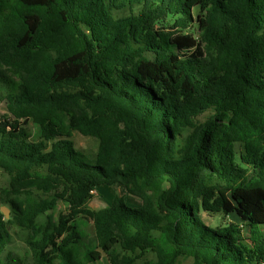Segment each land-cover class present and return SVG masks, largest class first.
I'll use <instances>...</instances> for the list:
<instances>
[{"label": "trees", "instance_id": "trees-1", "mask_svg": "<svg viewBox=\"0 0 264 264\" xmlns=\"http://www.w3.org/2000/svg\"><path fill=\"white\" fill-rule=\"evenodd\" d=\"M0 85V264H264V0H0Z\"/></svg>", "mask_w": 264, "mask_h": 264}, {"label": "rangeland", "instance_id": "rangeland-1", "mask_svg": "<svg viewBox=\"0 0 264 264\" xmlns=\"http://www.w3.org/2000/svg\"><path fill=\"white\" fill-rule=\"evenodd\" d=\"M199 14H200L199 6L194 5L193 21L189 31H191L195 36H198L199 34L197 30V22L199 19ZM6 91L7 89L0 85V118L8 114L6 102L2 97V95L5 94ZM205 118L206 116L202 115L198 117L197 121H203ZM29 127L32 132L36 131V128L33 125V123H30ZM71 139L74 140L76 147L83 150L88 156H94L96 154L98 147L97 139L93 137L85 136L79 132H74V135L72 136ZM9 183H10L9 175L6 172H4L2 169H0V193H2V190L4 188H7L9 186ZM116 194H120L124 196L128 205L133 207L140 206L139 198L129 194L125 186L121 184H115L112 186L104 185L101 188L95 190V193L93 195L94 197L89 201L88 207L91 209H99L111 205L113 198ZM8 207H9L8 204L2 205V209L7 208L8 210H10ZM52 212L56 216V219H58L60 214L59 212L66 213L68 212V209L66 204H64L61 201L59 202L57 209L53 210ZM10 216L11 213L9 211V214L6 215V219H8ZM205 218L209 222H213L216 224L225 220L226 222L234 220L233 216H227L222 219H220V217H215V216H210V217L206 216ZM84 228L88 234V244L92 247H95L97 241H96L95 227L93 223L88 222L87 225L84 226ZM262 230L264 233V227ZM10 232L12 234V241L9 244L7 251L3 254L4 260H10L13 264H20V263L34 264L33 251L31 250V246L29 245L27 240L28 238L27 232L16 225H10ZM243 235L246 238L250 237V232L248 227L244 228ZM192 261L193 260L190 258L184 259L181 260L180 264H191ZM96 264H110L109 258L106 255V253H103V257Z\"/></svg>", "mask_w": 264, "mask_h": 264}, {"label": "water", "instance_id": "water-1", "mask_svg": "<svg viewBox=\"0 0 264 264\" xmlns=\"http://www.w3.org/2000/svg\"><path fill=\"white\" fill-rule=\"evenodd\" d=\"M2 210H3V212H4L6 215L9 214V211H10V210H8L7 208H6V209H2Z\"/></svg>", "mask_w": 264, "mask_h": 264}, {"label": "crops", "instance_id": "crops-1", "mask_svg": "<svg viewBox=\"0 0 264 264\" xmlns=\"http://www.w3.org/2000/svg\"><path fill=\"white\" fill-rule=\"evenodd\" d=\"M139 201H140V205L142 204V201L139 199Z\"/></svg>", "mask_w": 264, "mask_h": 264}, {"label": "built area", "instance_id": "built-area-1", "mask_svg": "<svg viewBox=\"0 0 264 264\" xmlns=\"http://www.w3.org/2000/svg\"><path fill=\"white\" fill-rule=\"evenodd\" d=\"M93 193H95V190L94 191H92Z\"/></svg>", "mask_w": 264, "mask_h": 264}]
</instances>
